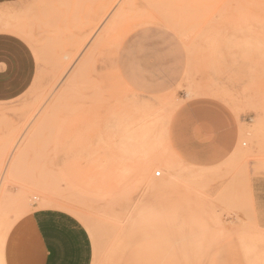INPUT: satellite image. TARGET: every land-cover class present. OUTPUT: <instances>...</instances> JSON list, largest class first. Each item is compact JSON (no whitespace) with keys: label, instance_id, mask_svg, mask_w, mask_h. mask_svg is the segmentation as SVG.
Masks as SVG:
<instances>
[{"label":"rangeland","instance_id":"obj_1","mask_svg":"<svg viewBox=\"0 0 264 264\" xmlns=\"http://www.w3.org/2000/svg\"><path fill=\"white\" fill-rule=\"evenodd\" d=\"M0 66V264L46 212L88 264H264V0H0Z\"/></svg>","mask_w":264,"mask_h":264},{"label":"crops","instance_id":"obj_2","mask_svg":"<svg viewBox=\"0 0 264 264\" xmlns=\"http://www.w3.org/2000/svg\"><path fill=\"white\" fill-rule=\"evenodd\" d=\"M152 31L154 30L144 28L136 34L133 42L154 36ZM34 71L30 85L34 79ZM27 89L22 93L24 94ZM11 92L6 83L5 69L0 66V103L12 101L9 98ZM252 200L257 220L264 227V178L254 181ZM30 229L31 233L26 232ZM20 231L26 241L18 251L16 248L13 249L14 260L19 255V259L26 260L27 264H88L89 250L86 237L79 225L65 215L55 212L36 214L22 226ZM171 240L166 236H149L141 238L137 242L140 252L146 254L170 244ZM20 242L18 239L15 243L17 248Z\"/></svg>","mask_w":264,"mask_h":264},{"label":"bare ground","instance_id":"obj_3","mask_svg":"<svg viewBox=\"0 0 264 264\" xmlns=\"http://www.w3.org/2000/svg\"><path fill=\"white\" fill-rule=\"evenodd\" d=\"M97 52V51H96ZM168 171V170H167ZM169 172V171H168ZM151 186V184H150ZM170 186V182L168 179L163 178L162 180H158V182H153L151 188L155 191H162L167 189Z\"/></svg>","mask_w":264,"mask_h":264},{"label":"built area","instance_id":"obj_4","mask_svg":"<svg viewBox=\"0 0 264 264\" xmlns=\"http://www.w3.org/2000/svg\"><path fill=\"white\" fill-rule=\"evenodd\" d=\"M157 177H160L161 176V173H157V175H156Z\"/></svg>","mask_w":264,"mask_h":264}]
</instances>
